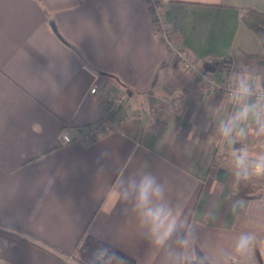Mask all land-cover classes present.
<instances>
[{
	"label": "crops",
	"instance_id": "crops-1",
	"mask_svg": "<svg viewBox=\"0 0 264 264\" xmlns=\"http://www.w3.org/2000/svg\"><path fill=\"white\" fill-rule=\"evenodd\" d=\"M159 1L192 70L150 0H0V264H264V0Z\"/></svg>",
	"mask_w": 264,
	"mask_h": 264
},
{
	"label": "built area",
	"instance_id": "built-area-1",
	"mask_svg": "<svg viewBox=\"0 0 264 264\" xmlns=\"http://www.w3.org/2000/svg\"><path fill=\"white\" fill-rule=\"evenodd\" d=\"M150 8L152 10L153 17H154L156 35L164 42V44L168 45L175 51V53L183 61L184 67L186 69L188 70L194 69L196 66L195 61L186 52L174 47L172 43V39H171V31H170L168 23L165 20L164 12H163L160 1L150 0ZM216 89L224 91L227 96H230L232 98H239L241 96L254 95L257 99L264 100V91L252 90L251 86L247 84H240L237 86L216 85ZM91 92L94 94L99 93L100 92L99 87L94 86L91 89ZM115 102H121V99L116 98ZM111 124H113V120L110 119V121H108V123L104 127L105 130L101 129L99 130V133L104 134L105 132L109 131L108 128L111 127L110 126ZM87 137L90 138L91 136L88 135ZM62 138L66 142H71L74 139L69 134H66V133L62 135Z\"/></svg>",
	"mask_w": 264,
	"mask_h": 264
},
{
	"label": "trees",
	"instance_id": "trees-1",
	"mask_svg": "<svg viewBox=\"0 0 264 264\" xmlns=\"http://www.w3.org/2000/svg\"><path fill=\"white\" fill-rule=\"evenodd\" d=\"M242 21L243 23L250 28L252 31L256 33L259 40L261 41L264 47V13L253 8V7H245L242 9ZM88 127L91 129L92 134L95 132H99V130H105L104 121L100 120L95 123L89 124ZM0 232L6 234H13L16 236H21L22 234L31 235L28 231L23 230L21 228H17L8 224H4L0 222ZM25 239V238H23ZM39 239V238H38ZM26 240V239H25ZM42 241V240H41ZM50 248L57 250V248L53 245H49ZM58 251V250H57ZM200 264H208L202 256H200ZM234 264H240L234 261Z\"/></svg>",
	"mask_w": 264,
	"mask_h": 264
},
{
	"label": "clouds",
	"instance_id": "clouds-1",
	"mask_svg": "<svg viewBox=\"0 0 264 264\" xmlns=\"http://www.w3.org/2000/svg\"><path fill=\"white\" fill-rule=\"evenodd\" d=\"M247 113H248V109L245 108L244 111L241 113V115L247 116ZM35 130L39 131L40 130L39 126H36ZM261 130L264 131V127H262ZM229 131L230 128L225 129V134H227ZM242 159L243 158H241V162ZM255 171L257 172V174H264V157L260 158L259 163L256 164ZM145 180H147V178H145ZM150 194H154L156 196L162 195L160 187L159 186L154 187V181L151 180L147 182L142 181L139 187V194H138V199L141 205H145L148 203ZM147 214L151 216L154 221H158L161 219L163 215H165V209L149 208ZM169 232H171V228L169 229ZM251 239L252 238L247 235L241 236L236 245L237 251L240 253L246 252Z\"/></svg>",
	"mask_w": 264,
	"mask_h": 264
},
{
	"label": "rangeland",
	"instance_id": "rangeland-1",
	"mask_svg": "<svg viewBox=\"0 0 264 264\" xmlns=\"http://www.w3.org/2000/svg\"><path fill=\"white\" fill-rule=\"evenodd\" d=\"M118 121L120 122V120H117V123H118ZM116 124V123H115ZM111 126V127H110ZM109 127L110 128H108V130H111V129H113L114 128V124H111ZM74 262H75V264H78L79 262H83V260L84 261H86L85 259H84V256H83V254H82V252H81V249H80V251L77 253V254H74ZM263 263V262H262Z\"/></svg>",
	"mask_w": 264,
	"mask_h": 264
},
{
	"label": "water",
	"instance_id": "water-1",
	"mask_svg": "<svg viewBox=\"0 0 264 264\" xmlns=\"http://www.w3.org/2000/svg\"><path fill=\"white\" fill-rule=\"evenodd\" d=\"M52 27H53L54 31L58 33L57 27L54 23H52ZM261 64L264 65V60L261 62Z\"/></svg>",
	"mask_w": 264,
	"mask_h": 264
}]
</instances>
